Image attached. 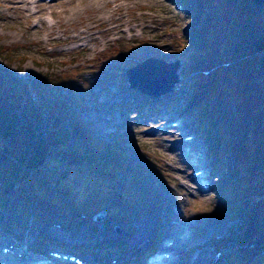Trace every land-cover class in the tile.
Masks as SVG:
<instances>
[{
  "label": "rangeland",
  "instance_id": "rangeland-1",
  "mask_svg": "<svg viewBox=\"0 0 264 264\" xmlns=\"http://www.w3.org/2000/svg\"><path fill=\"white\" fill-rule=\"evenodd\" d=\"M24 1L0 0V46L15 50L1 54L0 64L26 83L72 69L79 71L85 93L76 86L64 107L90 130L94 147L108 143L115 149L107 157L101 151L96 157L81 158L78 154L72 156L69 148L59 147L64 150L48 155L51 162L42 158L34 165L33 176L26 180L31 187H41L45 199L36 197L25 204L16 194L3 199L0 220L16 221L19 227H6L7 235L0 237V264L21 259L39 263L32 253L47 254L57 249L51 248L54 239H67L70 244V239H80L84 244L77 241L83 246L63 251L84 259L82 255L98 252L91 247L90 239L97 240L109 231L123 236L132 227L149 229L146 233L153 248H163L162 243L168 239L179 244L171 247L174 256L170 264H227L229 255L239 248L234 240L227 245L219 242L231 236L228 230L236 237L245 220L217 196L221 174L213 170L210 141L185 114L183 85L178 82L166 96L153 97L159 100L156 108L149 109L148 97L130 87L125 74L138 62L155 57L180 60L178 74L184 78L187 19L180 4L175 0H107L94 5L89 0ZM112 50L120 53L109 52ZM124 97L127 102H120ZM131 97L141 101L129 103ZM13 113L16 131L11 152L16 157L29 138L37 135V128L46 125L40 124L42 120L32 108L30 112L23 108L20 114ZM175 120L179 125L170 127ZM188 135L192 138L184 141ZM75 141L82 145L81 140ZM65 145L70 143L62 147ZM35 148L38 145L33 143L27 151L32 153ZM64 154L72 158L60 161ZM203 166L206 171L202 177L210 185L206 192L201 191L197 177L192 175ZM110 173L111 177L107 175ZM41 175L48 182L45 187L37 184ZM135 178H146V182H135ZM118 185L129 187L117 193L119 198L127 199L133 192L137 193L135 200L115 207L109 189ZM87 198L92 202H84L88 207L85 209L80 203ZM16 205L22 210L17 211ZM101 205L105 215L95 220ZM21 223L27 229H22ZM154 225L162 228L154 230ZM41 228L44 230L34 233ZM142 230L127 238L133 240ZM29 233L33 240L28 248L19 238ZM17 240L20 243L15 249L11 245ZM215 247L221 251L217 253ZM115 249L113 245L106 251ZM23 250H28L26 258L18 254ZM107 260L115 261L112 256ZM94 263L100 264H88Z\"/></svg>",
  "mask_w": 264,
  "mask_h": 264
},
{
  "label": "trees",
  "instance_id": "trees-1",
  "mask_svg": "<svg viewBox=\"0 0 264 264\" xmlns=\"http://www.w3.org/2000/svg\"><path fill=\"white\" fill-rule=\"evenodd\" d=\"M175 1L187 19L180 78L186 112L210 141L213 170L221 174L218 198L245 220L236 237L229 230L231 236L220 244L237 243L239 250L228 257V264H264V0ZM12 52L0 46V55ZM78 74L72 69L26 83L0 64V209L3 199L14 194L24 203L41 196V187H31L26 179L42 158L64 150L59 147L81 158L114 152L106 145L95 148L89 129L64 107L76 86L85 89ZM23 108L39 114L46 128H37L15 157L13 112L20 114ZM33 143L38 148L28 152ZM64 143L70 145L62 147ZM72 156L64 154L59 160ZM46 182L41 175L37 184Z\"/></svg>",
  "mask_w": 264,
  "mask_h": 264
},
{
  "label": "bare ground",
  "instance_id": "bare-ground-1",
  "mask_svg": "<svg viewBox=\"0 0 264 264\" xmlns=\"http://www.w3.org/2000/svg\"><path fill=\"white\" fill-rule=\"evenodd\" d=\"M37 0H25V3H29V2H35ZM108 3L107 0H100V1H96V0H89V4L94 5L97 3ZM126 97L121 98L120 102L126 101L125 100ZM141 100L139 99V97H131L128 102L129 103H136V102H140ZM162 113H166V111H162ZM160 121V120H158ZM192 150V149H191ZM184 152H186V150H183ZM201 169V168H199ZM198 170V169H196ZM154 230L157 229H161L162 227L160 225H154L152 226ZM44 229H39L34 231L38 232V231H42ZM142 230V228L140 227H132L129 231L128 234H125L123 236L120 235H116L114 232L109 231L106 235H104L103 237H100L97 240L94 239H90L89 241H92V246L91 247H98L97 249L101 248L99 251V253H96L92 256H85L82 255L84 257V259L87 261V263H92L93 261H99L100 264H140L139 263V257L142 256L144 253L142 252V249H145L146 246H148L150 243H152L150 237L148 236V234L146 233L149 229L145 228L142 230V233L140 235H138V237L134 238L133 240L128 239L127 237H129L132 234H136L139 233ZM50 235V234H49ZM54 235V234H52ZM33 238V234H28L27 237H25L24 239H20L23 240V243H25L26 247H30L32 245V239ZM18 239V238H17ZM65 239V238H64ZM67 241V239H65ZM71 243L69 246L70 247H78V246H83L82 244H80L77 240L80 241V239L74 240V239H70ZM170 239L166 240L165 242H168ZM81 243L84 244V242L80 241ZM115 245L116 249L111 251V252H107L106 250H108L111 246ZM179 244H176V246H178ZM12 246L14 248L18 247V241L15 242L14 244H12ZM28 250H23L20 251L18 254L20 255V257L22 258H26V255H28L29 253L27 252ZM36 253H32L31 256H33ZM109 256H112V259H114L115 261H111L108 262V258ZM21 261V263L23 264H31L29 263L26 259H21L19 260ZM167 264L172 263V260H167L166 261ZM36 264H41V263H36ZM144 264V263H141Z\"/></svg>",
  "mask_w": 264,
  "mask_h": 264
},
{
  "label": "water",
  "instance_id": "water-1",
  "mask_svg": "<svg viewBox=\"0 0 264 264\" xmlns=\"http://www.w3.org/2000/svg\"><path fill=\"white\" fill-rule=\"evenodd\" d=\"M180 62H167L164 59L148 58L126 71L132 87L139 89L144 94L156 97L172 90L179 81L177 71ZM102 212L96 218H100Z\"/></svg>",
  "mask_w": 264,
  "mask_h": 264
}]
</instances>
